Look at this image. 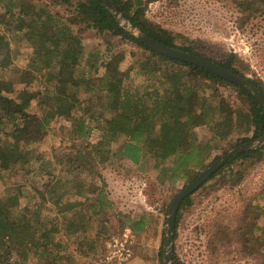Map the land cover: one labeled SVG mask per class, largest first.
Instances as JSON below:
<instances>
[{
  "label": "trees",
  "instance_id": "16d2710c",
  "mask_svg": "<svg viewBox=\"0 0 264 264\" xmlns=\"http://www.w3.org/2000/svg\"><path fill=\"white\" fill-rule=\"evenodd\" d=\"M49 1L74 8L68 16L47 10L37 16L34 14L37 5L29 0H0L6 2L11 15L26 20L17 29H26L36 36L29 65L48 76L53 91L43 94L23 90L19 99H13L3 94L4 90H11V84L0 80V175L3 169L14 166L21 169L34 166L35 169H30L50 177L43 187L29 188L24 181L19 183V188L0 194V264H30L34 258L38 264H72V251L65 239L80 240L83 252L97 248L109 235L107 229H110L102 222L109 210L123 228L130 226L142 238L155 216L141 213L134 217L117 210L105 189L97 191L95 185L92 188L86 176L94 173L93 168L99 170L117 158H127L143 170H156L157 183L172 190L179 180L193 174L184 187L189 185L203 169L233 147L264 135V107L243 87L198 65L151 49L121 26L103 0ZM151 1L154 0H114L130 22L151 37L246 76L264 93V80L237 52L194 39L148 17L146 9ZM235 3L251 17L258 12L264 15V0H235ZM4 21H7L5 14L0 19V52L10 45L2 31ZM91 31L101 38L103 49L93 51L84 44L82 36ZM117 38L137 47L145 58L138 57L133 50L137 59L124 66L125 53L113 52ZM83 58H88L90 67L78 70ZM99 64L104 66V73H100ZM132 70L158 81L159 86L155 87L158 93L130 90L127 81ZM223 86L233 98L221 94L219 88ZM210 91L217 93L216 98ZM37 96L41 98L43 112L31 114L28 108ZM97 106L108 115L115 110L113 115L106 116L104 125L96 118ZM88 114L90 117H86ZM64 118L72 123L70 137L79 141V150L59 153L54 159L58 165L54 166L50 156H39L35 145L48 137L54 123ZM197 127L207 129L205 136L198 134ZM95 129H99V140L91 142ZM263 160L264 144L226 161L182 201L175 238L181 216L193 203L196 192L209 187L215 190L235 187ZM91 192L94 194L90 197ZM23 195L26 202L20 204ZM170 203L166 204L165 212ZM46 204L57 209V214L64 218L62 222L46 216ZM257 208L264 217V207ZM70 210L74 215L67 221ZM221 229L214 236L217 242L238 239L258 258V264H264L263 230L255 234L253 227ZM159 255L162 259L163 243ZM173 264H181L176 249Z\"/></svg>",
  "mask_w": 264,
  "mask_h": 264
},
{
  "label": "rangeland",
  "instance_id": "374dc122",
  "mask_svg": "<svg viewBox=\"0 0 264 264\" xmlns=\"http://www.w3.org/2000/svg\"><path fill=\"white\" fill-rule=\"evenodd\" d=\"M30 1L38 6L34 13L37 16H42L43 10L53 14L59 11L68 16L74 8L68 4L56 5L49 0L38 3ZM73 1L76 3L78 0ZM5 3H0V19L3 14L6 15L7 21L1 25L10 45L0 52V80L11 84V90H4L3 94L19 99L18 96L23 90L30 93L37 91L52 93L48 76L42 75L29 65L36 36L30 35L26 29H17V25L26 20L23 17L25 21L19 20L17 15H11ZM146 12L148 17L161 22L166 27L186 32L194 39L221 46L224 50L237 52L264 80V15L260 12L251 17L249 13L239 10L235 0H154L149 3ZM82 38L84 44L93 51L103 49L101 38L96 37L93 31L86 33ZM133 50L137 52L138 57L145 58L137 47L121 38L116 39L113 52L125 53L124 66L130 65L133 59H137L133 56ZM88 63V58H83L78 70H87L90 67ZM98 66L100 73H104V66L101 64ZM127 86L131 87L130 90L137 89L139 93H158L155 87L159 86V82L132 70ZM219 90L223 96L233 98L227 87H220ZM160 91L162 88L159 89V93ZM210 92L216 98L217 93ZM38 97L32 98L30 102L28 111L31 114L43 112L41 98ZM94 111L97 113L96 118L104 125L106 116L113 115L115 110L112 109L108 115L105 114L106 110L97 106ZM86 117H90L89 114ZM71 124L69 119L64 118L51 126L48 137L35 145L40 157L50 156L54 160L64 150L73 152L79 150L77 148L79 141L70 137ZM197 132L200 136H205L207 129L197 127ZM98 140L99 129H95L90 141ZM53 162L54 166L58 165L56 160ZM30 168L35 169L34 166H27L24 169L19 166L3 169L0 175V194L19 188L20 182L27 181L28 187L31 188L43 187L42 185L50 180V177L41 171L35 172ZM93 172L92 175L86 176L92 188L95 185L97 191L105 189L117 210L134 217L141 213H150L155 218L140 238L130 226L123 228L117 222L114 213L109 210L102 220L110 229H107L109 235H105V240L101 241L103 243L97 248L83 252L80 240L65 239L72 251L70 262L72 264H163V256L161 259L159 248L163 243L164 253L170 205L167 212L164 208L169 201L172 202L193 174L183 177L177 182L176 187L170 190L162 188L157 183L156 170H143L127 158H117L112 163L100 166L99 170L93 168ZM93 194L91 192L90 197ZM24 202L26 198L23 195L20 204ZM262 206L264 207V160L251 168L245 179L235 187L217 190L209 187L206 190L200 189L193 195V203L181 216L178 237L174 238V253L176 249L181 264H258V258L249 253L244 242L235 238L217 242L214 236L226 226L253 227L255 234L264 231V217L257 208ZM56 210L54 206L45 205L46 216L58 218V221L62 222L64 218L59 216ZM88 214L89 216L92 214L90 209ZM73 215V211L70 210L65 219L70 221ZM249 231L250 229L247 232ZM212 242L215 244L213 245ZM261 251L264 252V246L261 247ZM37 261L38 259L34 258L30 264H38Z\"/></svg>",
  "mask_w": 264,
  "mask_h": 264
},
{
  "label": "water",
  "instance_id": "95a60500",
  "mask_svg": "<svg viewBox=\"0 0 264 264\" xmlns=\"http://www.w3.org/2000/svg\"><path fill=\"white\" fill-rule=\"evenodd\" d=\"M103 1L106 7L109 8L111 12L116 16L121 26L125 30H129L131 33L135 34L151 49L155 50L160 54L198 65L232 83H235L243 87L248 92L252 93L260 102V104L264 107V93L259 89V87L253 84L248 77L243 76L232 70H229L204 56L174 46L166 45L156 40L142 29H139L138 27L134 26L130 22V20L121 12V10L115 4L114 0H103ZM262 144H264V135H262L257 139H253L235 146L230 151L220 156L218 159L214 160L209 166L203 169L189 185H187L178 192V194L172 200L168 211V217H167L168 229L166 233V241L164 244L163 264H172L173 261L177 213L182 201L187 196L195 192V190H197L212 174H214L221 166H223L225 162L228 161L232 156L241 153L243 151H246L250 148L261 146Z\"/></svg>",
  "mask_w": 264,
  "mask_h": 264
}]
</instances>
